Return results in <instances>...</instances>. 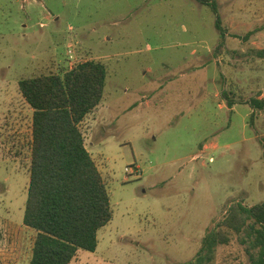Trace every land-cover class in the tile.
Returning <instances> with one entry per match:
<instances>
[{"label":"rangeland","instance_id":"rangeland-1","mask_svg":"<svg viewBox=\"0 0 264 264\" xmlns=\"http://www.w3.org/2000/svg\"><path fill=\"white\" fill-rule=\"evenodd\" d=\"M213 1L221 48L196 0H0V264H29L35 234L18 80L83 60L107 67L82 130L113 214L70 264H184L230 205L264 202V0ZM247 263L231 235L202 264Z\"/></svg>","mask_w":264,"mask_h":264},{"label":"trees","instance_id":"trees-1","mask_svg":"<svg viewBox=\"0 0 264 264\" xmlns=\"http://www.w3.org/2000/svg\"><path fill=\"white\" fill-rule=\"evenodd\" d=\"M215 14L224 44L226 32L213 0H196ZM264 58V48L254 51ZM107 67L88 59L71 68L22 77L18 90L32 109L27 197L22 223L35 232L29 264H70L79 249L94 251L98 230L112 218L106 181L85 147L83 120L102 104ZM254 103V105H253ZM252 105L264 111V97ZM235 235L247 264H264V202L230 205L225 217L207 230L197 257L184 264L211 260L218 245Z\"/></svg>","mask_w":264,"mask_h":264},{"label":"built area","instance_id":"built-area-1","mask_svg":"<svg viewBox=\"0 0 264 264\" xmlns=\"http://www.w3.org/2000/svg\"><path fill=\"white\" fill-rule=\"evenodd\" d=\"M68 53H69V57H72V55H71V51H70V50L68 51ZM125 171H126V172H129V169H128V168H125Z\"/></svg>","mask_w":264,"mask_h":264},{"label":"crops","instance_id":"crops-1","mask_svg":"<svg viewBox=\"0 0 264 264\" xmlns=\"http://www.w3.org/2000/svg\"><path fill=\"white\" fill-rule=\"evenodd\" d=\"M32 110V109H31ZM32 116V115H31ZM30 127H31V125H30ZM30 138H31V128H30ZM30 141V140H29ZM31 254V253H30ZM30 259V258H29Z\"/></svg>","mask_w":264,"mask_h":264}]
</instances>
